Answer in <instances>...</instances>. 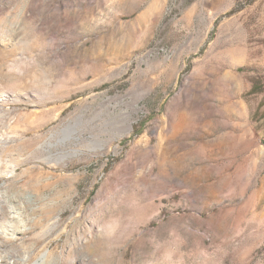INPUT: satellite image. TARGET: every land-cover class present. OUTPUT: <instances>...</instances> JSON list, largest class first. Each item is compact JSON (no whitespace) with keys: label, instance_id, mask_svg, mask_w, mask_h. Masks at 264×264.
Masks as SVG:
<instances>
[{"label":"rangeland","instance_id":"obj_1","mask_svg":"<svg viewBox=\"0 0 264 264\" xmlns=\"http://www.w3.org/2000/svg\"><path fill=\"white\" fill-rule=\"evenodd\" d=\"M0 132L12 263L264 264V0H0Z\"/></svg>","mask_w":264,"mask_h":264},{"label":"bare ground","instance_id":"obj_2","mask_svg":"<svg viewBox=\"0 0 264 264\" xmlns=\"http://www.w3.org/2000/svg\"><path fill=\"white\" fill-rule=\"evenodd\" d=\"M75 128L76 125L70 123L69 126L63 130V140L70 138L76 130ZM2 134L3 133L0 132V137ZM17 167L18 164L4 165V159L0 151V175L6 170L10 174L15 173ZM18 202L16 193L9 194L7 190L0 189V264H15V262H11L13 259L12 254H4L2 252L6 244L5 241L2 240V236H6L9 241H16L18 235L22 234L24 231L22 230V226H20L23 208ZM25 262H27L26 259ZM33 264H48V253H44L40 259Z\"/></svg>","mask_w":264,"mask_h":264},{"label":"trees","instance_id":"obj_3","mask_svg":"<svg viewBox=\"0 0 264 264\" xmlns=\"http://www.w3.org/2000/svg\"><path fill=\"white\" fill-rule=\"evenodd\" d=\"M256 91H257V88H254V89H253V92H256Z\"/></svg>","mask_w":264,"mask_h":264}]
</instances>
